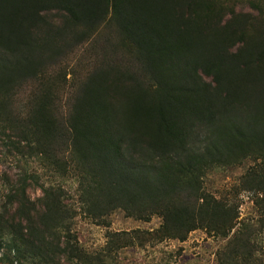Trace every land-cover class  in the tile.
I'll list each match as a JSON object with an SVG mask.
<instances>
[{"label": "trees", "instance_id": "16d2710c", "mask_svg": "<svg viewBox=\"0 0 264 264\" xmlns=\"http://www.w3.org/2000/svg\"><path fill=\"white\" fill-rule=\"evenodd\" d=\"M99 42L112 54L85 73L63 66ZM0 141L49 174L72 173L79 204L37 171L6 175L0 264L105 262L75 220L117 209L160 216L161 238H229L219 264H264L263 231L235 229L238 205L205 185L211 170L251 162L241 187L264 216V0H0Z\"/></svg>", "mask_w": 264, "mask_h": 264}, {"label": "rangeland", "instance_id": "374dc122", "mask_svg": "<svg viewBox=\"0 0 264 264\" xmlns=\"http://www.w3.org/2000/svg\"><path fill=\"white\" fill-rule=\"evenodd\" d=\"M237 10L258 13L247 4L238 6ZM91 43L81 46L69 55L63 66L66 65L69 70L76 69L85 73L96 56H102L105 51L109 55L112 54L111 49H107L104 42ZM72 90L69 82L63 91L64 94L62 93L63 99L60 101L62 108H65ZM17 151L16 147L10 146L8 142L0 141V184L3 183L6 175L15 178L21 176L24 171L33 173L37 171L40 174V183H62L79 206L76 202L78 185L72 173L63 177L54 176L45 172L36 156L28 150L22 149V154H18ZM251 164L246 162L243 165L211 170L205 185L217 197L238 205L240 221L235 229L242 226L241 222L263 231L256 240L259 243V251L255 253V258L264 259L263 212L256 205L253 193L241 187V176ZM31 194L33 197L40 196V188H32ZM1 201L0 191V206ZM161 224L162 218L158 215L145 220L129 216L124 210L117 209L106 218L96 221L79 210L75 220V230L84 248L93 257H102L105 260L99 264H219V255L229 242V238H221L205 229L192 231L183 241L161 238L158 234ZM116 237L122 239L115 244Z\"/></svg>", "mask_w": 264, "mask_h": 264}]
</instances>
